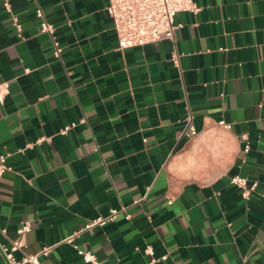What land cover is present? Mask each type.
<instances>
[{
	"label": "crops",
	"instance_id": "crops-1",
	"mask_svg": "<svg viewBox=\"0 0 264 264\" xmlns=\"http://www.w3.org/2000/svg\"><path fill=\"white\" fill-rule=\"evenodd\" d=\"M8 1L0 240L27 220L18 254L51 245L41 264H83L73 243L105 264H264V0H195L172 39L124 48L107 0Z\"/></svg>",
	"mask_w": 264,
	"mask_h": 264
},
{
	"label": "built area",
	"instance_id": "built-area-1",
	"mask_svg": "<svg viewBox=\"0 0 264 264\" xmlns=\"http://www.w3.org/2000/svg\"><path fill=\"white\" fill-rule=\"evenodd\" d=\"M3 5L10 10L8 0H3ZM106 11L111 18L112 28L116 35L118 46L120 48L135 45H143L145 43L154 42L163 38L172 39L178 24L174 22V15L180 10L197 11L199 6L195 0H107L105 5ZM36 14L41 17L40 30L49 33L53 44V55L59 56L61 47L54 39V26L43 16L40 7L36 8ZM19 27V24L16 23ZM173 61L177 62V56L174 55ZM9 92V83L7 80L0 81V102L3 101ZM219 123L225 127H229V123L223 119ZM74 124L71 123V125ZM69 125L63 128L65 131ZM194 132V129H191ZM6 154H0V177L8 168L6 162ZM231 181L241 188V194L248 197L252 189L256 186V182H248L243 175L233 174ZM119 208L111 207L106 215H98L84 224L83 228H89L96 223H104L116 217ZM126 216H129L126 213ZM30 229L27 220L23 221L18 227V236L9 239L7 242L0 240V253L3 258V264H41L40 255L47 254L51 245L43 246L38 252L25 253L22 252L24 245L20 238V234ZM3 230V229H2ZM72 235L66 236L64 240L71 241ZM77 253L82 257L83 264H105L97 258V256L88 249L81 248L78 244L73 243ZM145 251L152 253V247L146 245ZM155 258H150L152 263Z\"/></svg>",
	"mask_w": 264,
	"mask_h": 264
}]
</instances>
